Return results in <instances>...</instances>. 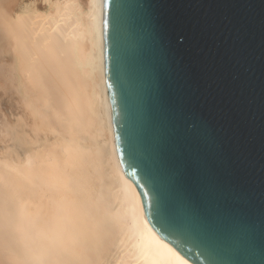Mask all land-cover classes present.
<instances>
[{
    "label": "water",
    "instance_id": "95a60500",
    "mask_svg": "<svg viewBox=\"0 0 264 264\" xmlns=\"http://www.w3.org/2000/svg\"><path fill=\"white\" fill-rule=\"evenodd\" d=\"M115 147L194 264H264V0H104Z\"/></svg>",
    "mask_w": 264,
    "mask_h": 264
},
{
    "label": "bare ground",
    "instance_id": "6f19581e",
    "mask_svg": "<svg viewBox=\"0 0 264 264\" xmlns=\"http://www.w3.org/2000/svg\"><path fill=\"white\" fill-rule=\"evenodd\" d=\"M103 16L104 0H0V264H194L122 169Z\"/></svg>",
    "mask_w": 264,
    "mask_h": 264
},
{
    "label": "rangeland",
    "instance_id": "374dc122",
    "mask_svg": "<svg viewBox=\"0 0 264 264\" xmlns=\"http://www.w3.org/2000/svg\"><path fill=\"white\" fill-rule=\"evenodd\" d=\"M10 117H8V119H9Z\"/></svg>",
    "mask_w": 264,
    "mask_h": 264
}]
</instances>
